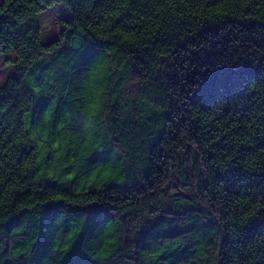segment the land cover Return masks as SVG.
Returning a JSON list of instances; mask_svg holds the SVG:
<instances>
[{
    "label": "trees",
    "instance_id": "1",
    "mask_svg": "<svg viewBox=\"0 0 264 264\" xmlns=\"http://www.w3.org/2000/svg\"><path fill=\"white\" fill-rule=\"evenodd\" d=\"M0 54V264H264V0H0Z\"/></svg>",
    "mask_w": 264,
    "mask_h": 264
},
{
    "label": "rangeland",
    "instance_id": "2",
    "mask_svg": "<svg viewBox=\"0 0 264 264\" xmlns=\"http://www.w3.org/2000/svg\"><path fill=\"white\" fill-rule=\"evenodd\" d=\"M68 11L62 6H56L46 9L39 17L42 24V33L44 42H50L59 37L62 20L68 18ZM10 56L0 54V85L10 76L13 75V69L9 63ZM127 94L134 92L132 87L126 89Z\"/></svg>",
    "mask_w": 264,
    "mask_h": 264
},
{
    "label": "snow or ice",
    "instance_id": "3",
    "mask_svg": "<svg viewBox=\"0 0 264 264\" xmlns=\"http://www.w3.org/2000/svg\"><path fill=\"white\" fill-rule=\"evenodd\" d=\"M68 264H75V261H69Z\"/></svg>",
    "mask_w": 264,
    "mask_h": 264
}]
</instances>
